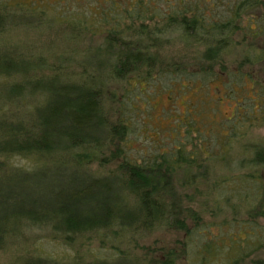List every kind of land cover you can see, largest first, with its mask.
<instances>
[{
	"label": "rangeland",
	"instance_id": "rangeland-1",
	"mask_svg": "<svg viewBox=\"0 0 264 264\" xmlns=\"http://www.w3.org/2000/svg\"><path fill=\"white\" fill-rule=\"evenodd\" d=\"M237 1L222 0V4L226 8V5L234 3V9H236ZM132 2L133 0H0V11L10 13L15 10L18 13L24 11L27 17L30 16L25 18L26 20L21 16L17 17L19 29L13 28L14 32L0 38V51L11 50L2 43L7 41L11 42L12 46L21 47L22 50L16 51L24 56L27 54L26 59L29 62L31 59L36 60L38 67L30 63H27L26 67L29 69L37 67V69H34L32 74L24 73V75H30L31 86L37 83L35 87H39L45 77L54 75L56 78L61 77L58 80L64 83L77 81L86 72L82 63L87 65L89 73L102 74L104 65L113 58L111 51L97 50L103 48L105 35L100 33L92 35L99 24L100 8L104 11L107 8L118 7L119 4ZM172 2L173 0H149L148 3L159 16L163 17L173 6ZM96 5L100 6L98 11H96ZM225 8H219L217 13L226 15ZM262 8L264 6L259 5L247 9L240 15L237 24L234 23L235 43L239 41V44L230 51L228 62H230L231 70L240 65L244 66L247 57L250 56L251 42L245 38L246 34L250 33L247 19L254 15L260 16ZM39 10L46 12L43 19L30 15L38 13ZM57 10L59 13H74L73 21L75 22L70 23L69 28L57 27L56 23L64 24V19L59 18ZM89 11L94 14L91 15ZM66 16L67 14L64 18ZM215 19L220 22L219 16H215ZM223 19H226V16L221 18ZM38 25L41 27L38 28ZM69 31L77 39L70 40L67 35ZM179 38L177 33L165 37L155 52L160 55L161 60L167 62H180L184 59L181 64H186L185 66H179L174 70L170 68L169 73L154 74L152 76L154 81L145 80L143 78L145 73L142 71L138 74L140 76L134 75L126 80L109 81L106 82L107 86H104L102 100L107 108V111L105 109L107 117L114 124H127L128 136L125 141V150L131 162L143 163L144 157L175 151V147H181L182 143L186 146L187 136L189 139L186 127H191L190 131L196 130L199 139L204 142L221 141L222 114L217 97L218 88L223 85L222 80L216 78L219 77L222 66L217 63L210 68L205 67L206 60L200 57L204 54L205 48L195 44L201 42H193L192 38L190 44H187ZM53 40L55 44L51 46L50 42ZM262 46L264 41L259 38L257 49H261ZM74 47L76 53L71 55L69 49ZM255 55H258V52ZM37 56H40V61ZM69 56L76 57L70 59ZM64 57L66 59L62 62ZM253 69L254 67L250 66L245 68L247 71ZM203 73H210L212 78L216 77V81H204ZM19 76L24 77L21 74L9 77L0 75V105H4L1 112L6 115L0 116L2 118L11 119L10 113H15V118L20 115L30 118L27 112L32 111V108L39 104L38 98L24 95L27 89H24V93L20 96L15 97L16 100L3 101L2 92L10 86L22 84ZM257 76L264 82V64L260 62L257 63ZM15 102L17 103L14 104ZM191 103L196 105L193 106ZM222 109L225 112L229 111L228 106ZM36 112L42 113L41 110ZM244 132L246 133L241 135V155L237 159H231L226 163L218 160L217 157H210L208 163L200 159L198 165L202 163L204 167H208L199 168L200 170L189 169L190 180L187 184L182 180L180 173L174 176L172 180L175 186V189L173 187L174 197L178 200L182 199L189 213L197 214L198 218L187 219L184 231L171 228L146 234L130 256L142 262L154 264H255L259 262L264 264V194L262 197V191H259L257 196V186H250L252 184L247 183L246 179H251L250 175L258 178L261 175L264 182V163L257 162L255 155L260 150L257 145L264 144V126L246 127ZM192 136L191 134L190 140L194 142L196 138ZM213 147H210L212 153L218 151V148ZM188 149H191V144L186 146L185 150ZM195 149H197L196 145L192 150ZM4 161V159L1 160V162ZM30 161V159L15 157L5 163L15 168L31 170ZM115 166L116 164H112L106 171L114 169L112 167ZM91 170V173L97 176L105 173L97 166L91 167ZM38 174L39 172L36 177L33 175L27 177L16 172L7 175L4 168H0V188L14 189L20 183L25 194L41 196L51 189L48 187L49 176L43 178L41 174ZM234 176L237 180L241 178L239 180L244 183L240 182V186L233 188L227 180ZM262 181L259 180L260 187L263 184ZM22 209H17L20 216L29 214V206L25 205ZM13 219L18 220L14 217ZM19 231L17 235L9 238L5 247L0 250V264H14L16 261L37 257L43 262L58 264H91L96 258L108 260L117 257L116 250L112 249L110 244L102 249L100 241L95 237H91L86 242L77 241L69 244L59 233L50 228L23 225ZM115 244L114 248L129 252L128 248L118 245L119 243Z\"/></svg>",
	"mask_w": 264,
	"mask_h": 264
},
{
	"label": "trees",
	"instance_id": "trees-1",
	"mask_svg": "<svg viewBox=\"0 0 264 264\" xmlns=\"http://www.w3.org/2000/svg\"><path fill=\"white\" fill-rule=\"evenodd\" d=\"M148 2L133 0L130 4H119L118 7L104 11L96 5V11L100 8L99 24L92 35H105L103 48L97 50L111 51L113 59L104 65L102 74L89 73L87 65L82 63L86 72L77 81L70 83H64L58 80L61 77L56 78L54 75L45 77L39 87H35L37 83L31 86L30 75L24 73L32 74L39 64L35 59L29 62L27 54H19L16 50H22L21 47L12 46L11 42H2L11 50L0 51V75L9 77L21 74L24 77L19 76L22 84L8 87L2 92L1 98L6 102L16 100L15 97L27 89L24 95L38 98L39 104L27 112L30 118L26 116V119L22 115L15 118V113H10L11 119L0 117V168H4L7 175L16 172L36 177L39 172L38 175L41 174L43 178L49 176L48 187L51 191L41 196H31L23 192L20 183L14 189L0 188V250L9 238L20 232L23 225H36L59 233L69 244L86 242L95 237L100 241L102 249L110 244L116 250V258H96L91 264H154L130 256L146 234L171 228L184 231L187 219L198 218L197 214L189 213L182 199H176L173 194L174 176L180 173L185 184L190 180L189 169L192 163L184 143L175 151L144 157L143 163L129 161L125 150L127 124H114L109 120L102 100L103 93L109 81L140 76L138 74L142 71L145 80L154 81V74L169 73L170 68L174 70L185 66L181 64L184 59L180 62H167L161 60L155 52L165 37L174 33L187 44H190L192 38L193 42H201L195 44L205 48L204 54L200 55L206 60L205 67L217 64L223 30L233 25L236 18L247 9L255 5L264 6V0H238L236 10L234 3L225 8L222 0H173V6L163 17ZM219 8L227 9V14L217 13ZM237 9H240V13L236 12ZM15 11H0V38L14 32L13 28L19 29L18 16L24 20L30 17L24 11ZM64 13H57L60 19H64V24L55 25L69 28L70 23L75 22V14ZM30 15L43 19L46 12L39 10ZM215 16H219L220 22ZM223 16L226 19L221 20ZM67 35L72 41L77 39L70 31ZM205 42L207 44H203ZM50 43L52 46L55 41ZM69 52L75 54V47L70 48ZM73 57L76 56L68 58ZM37 59L40 61V56ZM27 63L36 64L37 67L29 69ZM2 107L3 104L0 105V116L5 117L1 112ZM15 157L30 159L31 170L5 163ZM3 159L5 161L1 162ZM194 162L197 165L199 160L195 159ZM257 162L264 163L262 153L258 155ZM112 164L116 166L107 172L106 169ZM202 165H199L198 170ZM93 166L105 171L104 175L91 173ZM239 179L237 185L240 186L244 182ZM246 179L247 183L252 184L250 186H257L259 196V183L256 184L252 178ZM25 205L29 206V214L20 216L17 209L23 210ZM13 217L18 220L15 221ZM115 243L128 248L129 252L114 248ZM14 264L58 263L43 262L37 257L16 261Z\"/></svg>",
	"mask_w": 264,
	"mask_h": 264
},
{
	"label": "flooded vegetation",
	"instance_id": "flooded-vegetation-1",
	"mask_svg": "<svg viewBox=\"0 0 264 264\" xmlns=\"http://www.w3.org/2000/svg\"><path fill=\"white\" fill-rule=\"evenodd\" d=\"M239 11L240 9H237L236 12ZM261 12L262 14L260 16L254 15L247 19L249 20L250 33L246 34L245 38L251 43L249 44L250 56H246L245 65H240V67L231 70L229 66L230 62H228L231 49L239 44V41L235 43L234 37L236 32L234 23H237L239 20V18H236V22L222 32V39L219 45L220 50L218 51V63L222 66L219 77L212 78L210 73H203L204 75L202 78L204 81L214 82L216 79L222 80L223 87L218 88L219 92L217 99L220 101L219 106L222 114V123L220 126L223 129V135L220 138L221 141L204 142L199 139L196 130L190 131L191 127H186L188 128L187 135H189V139L187 136L186 144H191V149L186 150L192 163L191 169L196 168L195 170H197L199 165L202 164H197L198 166L194 165L195 159L204 160L206 163H208L210 157H217V159L223 161V163L231 159H237V157L241 155V135L246 133L244 132L246 127L254 128L264 126V82L260 81L257 76V63L260 62L264 64V46L260 47L261 49H257L258 39L260 38L264 41V8L261 9ZM257 52L258 55H255ZM246 66L254 67V69L247 71L245 70ZM191 105L194 106L196 103H191ZM227 106L229 111L225 112L222 108H226ZM191 134L194 136H192L193 138H196L194 142L190 140ZM212 144L218 148V151L214 153L210 151V147H213ZM194 145H196L197 149L192 150ZM257 146L260 147V150L255 153L256 158L260 153L264 155V144H259ZM237 149L239 151H236ZM207 167L208 166L204 167L203 165L200 166V168ZM261 177V175H259V178L255 175H251L255 183H259V180L262 181ZM237 181L235 176L227 180L233 188L238 186ZM261 189H264V182L260 187V191H262Z\"/></svg>",
	"mask_w": 264,
	"mask_h": 264
}]
</instances>
